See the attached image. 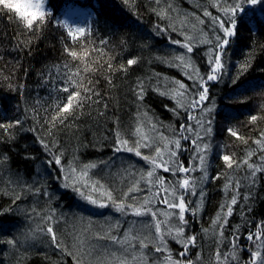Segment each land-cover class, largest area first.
I'll list each match as a JSON object with an SVG mask.
<instances>
[{
  "label": "trees",
  "instance_id": "1",
  "mask_svg": "<svg viewBox=\"0 0 264 264\" xmlns=\"http://www.w3.org/2000/svg\"><path fill=\"white\" fill-rule=\"evenodd\" d=\"M214 4L240 7L225 15ZM71 7L87 8L85 20L70 23L66 15ZM43 10L48 14L45 24L33 31L12 19L13 13L0 12V124L13 125L0 128V264H118L119 259L167 264L169 255L181 264H219L217 251H235L240 257L232 261L222 256L223 264H251L250 253L257 249L247 236L264 221V171L252 177L246 164L229 169L222 157L229 155L238 163L248 159L264 167V0H45ZM220 20L226 26L234 20L235 27L221 53L219 78L206 84L208 100L201 107L212 111L177 108L179 97L173 99L172 92L184 90L176 82L184 83L188 101L202 90L188 73L196 68L206 79L215 37H223ZM206 39L212 43H204ZM66 48L82 58L73 60ZM178 56L191 67H184ZM129 59L136 63L128 65ZM69 69L71 73L79 69L74 83L68 80ZM81 84L91 91L84 92ZM65 87L88 98L53 126L52 117L66 103ZM189 112L195 119H189ZM200 120L211 133L199 126ZM182 125H191L194 131L181 133ZM138 127L153 146L141 147L139 157L122 146L116 151L118 136L135 146ZM229 129L243 139L230 135ZM197 132L203 137L200 145H208L203 165L194 159ZM160 135L180 139L179 150L168 147L178 152L185 167L195 164L197 169L182 174L195 181L197 192L187 197L185 237H196L187 250L166 236L164 250L156 252L151 216L121 213L101 194L111 192L117 203L125 204L133 203V197L142 202L150 196V185L141 176L151 165L143 156L155 155L156 147L163 151ZM54 155L61 157L60 166ZM88 164L96 165L88 170L89 183L102 186L91 193L96 204L73 190L75 180H66L69 167L79 172ZM157 174L175 179L162 169ZM65 183L70 186L65 188ZM133 185L139 190L124 196ZM158 189L157 185L153 192ZM233 196L237 205L228 222L223 229L214 226L212 221L227 212ZM149 207L160 220L165 219L164 212L174 211L163 203ZM49 225L59 246L47 233ZM130 229L132 235L148 236L149 247L140 248L139 240H132L131 246L116 242ZM185 251L187 255H181ZM259 251L264 256V247Z\"/></svg>",
  "mask_w": 264,
  "mask_h": 264
},
{
  "label": "snow or ice",
  "instance_id": "2",
  "mask_svg": "<svg viewBox=\"0 0 264 264\" xmlns=\"http://www.w3.org/2000/svg\"><path fill=\"white\" fill-rule=\"evenodd\" d=\"M252 3H256V0H251ZM44 3L45 0H0V12H3L7 10V12H11L14 14L12 19H18L19 22L23 24V26L29 30L33 31L34 29L38 30L40 29L44 24L46 20V16L48 15L43 9H44ZM214 7H218L223 11L225 15H229L234 13L240 6L236 5L235 7H223L219 4H214ZM205 16L210 15L209 12L205 11ZM217 20L220 18L217 17ZM234 27H235V21L232 20L230 26H226L225 22L220 20L219 22V28L223 32V37L216 36V44H215V54L209 55L208 63H209V69L205 77H201L199 70L196 68H192V71L188 73L189 79H194L198 84L199 88L202 89L201 91H198L195 95L198 98H194L191 101L187 100V97L185 93H187V88L185 87L184 83L182 82H176L178 84V89H182L184 91H178L173 90L172 92V98L177 99L176 107L182 108L186 107L188 109H196L200 108L201 111H212L210 108H203L201 107L204 105L205 101L208 100V87L206 86L207 82L209 81H216L219 78V73L221 72L223 68V64L221 62V53L225 47L229 43L228 37H232L234 35ZM78 32H83L82 29H78ZM69 36H72V38L75 40L76 37L73 36V33L69 31ZM204 43L211 44V40H205ZM185 48H187L188 52L192 51V48L185 44L183 45ZM210 53L212 50H209ZM65 52L73 58V60H76L78 58V54L76 51L71 50L69 48L65 49ZM84 56H87V52L83 54ZM177 60H180L184 67L188 68L191 67V65L188 62H185V58L183 56L176 57ZM136 63L135 59H129L127 61L128 65H133ZM65 67H68V65H65ZM111 67V65H109ZM244 68L245 66H241ZM91 69L85 68L84 71H89ZM71 73V69H69ZM79 75V69L75 73H71L68 76V80L70 82H75L73 80V77ZM80 87L83 89L84 92H90L91 89L87 88L84 85H80ZM62 91L65 93H68L66 97V103H64L56 112V114L52 117L51 123L53 126H55L56 122H63L66 115H70L71 111L75 107L82 106L83 100L87 99L88 97H85L81 94L80 91H72L70 92L67 87L63 88ZM165 93H161V95H164ZM189 119H195V117L191 116L190 112L188 113ZM257 117L253 116L251 117L252 121H255ZM17 124L19 121L16 122ZM199 126L201 128H204V123L202 120L197 121ZM209 121V125H210ZM13 125H2L0 124V128H7L12 127ZM155 128V125H153V129ZM194 129L191 125H182L179 129V132H193ZM204 131L206 134L211 133V127L204 128ZM230 135L237 137L238 139H243V137H240L239 134L236 131H233L232 129L228 130ZM137 135L140 136V139L135 141L134 147H129V141L121 139L119 136L118 139V147L116 148V151L121 150V146L124 150L128 152H134L136 156H141L140 148L141 147H147L151 148L153 145L146 143L145 141L149 140L150 137H147L143 134V130L141 128L136 129ZM162 141H165L164 149L161 150L160 147L155 148V155L153 156H143V159L148 162L151 165V170L147 171L146 176H141L142 180H145L146 183L150 185L148 188V192L151 193L150 196L146 197L142 202L135 201V198L133 197V203H127L125 204L123 200H121L119 203L115 199H113L111 192H102L101 194L106 196L108 200H110L116 207V210L124 213V214H131L135 217H144L146 215H150L153 223V227L155 230V241H152L155 243V251L156 252H162L164 249L161 247V245L165 244V237L170 236L172 239L176 240L177 243H182L185 250L188 249L189 245H194L196 237H185V226L188 224V220L186 219V212L190 210V203L188 202V195H197L196 192V183L194 180L190 181L186 176L182 177V174H189L193 171H196V165L192 164L188 167H185L183 163H180L177 159L178 152L176 150H179L181 148V141L180 139H168L166 137H163L160 135L159 137ZM184 140H188L189 136H183L181 137ZM203 139V137L200 135L199 132L196 133V139L192 141L193 149L195 153L194 159H198L200 162V165H203L205 162V156L202 154L207 151L208 145L204 144L203 146L200 145V141ZM43 143V142H42ZM155 143V141H153ZM247 143V141H245ZM257 144H261L260 140L255 141ZM169 144L174 145L176 150H172L168 147ZM46 149L49 148V145L44 144L43 145ZM253 153L249 152L248 157L251 158ZM167 157V158H165ZM27 158V157H26ZM225 165L231 169L234 165L236 167H239L240 164H246L247 168L251 170V176L255 177L257 172L264 171V167L259 165H254L253 163H249L248 159L242 160L239 163L232 159L229 155H224L222 157ZM53 161L55 165L60 166L61 165V157L54 155ZM95 164H88L85 165L82 169L78 170L76 168L69 167L71 176L66 177V180H75V184L72 185L73 190L76 192H79V194L87 200L91 204H96L97 201L92 198L91 193L97 191L99 188H102V186H99L97 183H89L87 177H88V170L91 168H95ZM157 169H162L164 173H169L171 177H175V179H169L162 175L157 174ZM218 178V177H217ZM159 186V189L156 192H153V188L156 186ZM167 185V187H165ZM65 188L69 187V183H65L63 185ZM82 186V187H81ZM227 188L228 185H225ZM237 187H239V182H237ZM138 187L136 185H133L128 189V192L124 193V196H128L129 193L138 191ZM201 196L203 195V192L201 191L199 193ZM248 197H244V199H247ZM153 203H163L166 208L172 209L174 211L164 212L163 216L165 217L164 220L158 219V213L154 211L149 205ZM237 205V198L236 196H233L231 198V202L226 205L227 212L218 214L216 219L212 221V224L214 226H218L219 228L223 229L224 225L228 222L227 218L232 215L233 213V206ZM100 207H104L103 204L100 205ZM225 205H221V208L223 209ZM126 209L128 212H126ZM178 210V211H176ZM221 218H223V222L221 223ZM47 220L51 221L52 217H46ZM174 220H178V223H174ZM166 229V231H165ZM132 229L129 230V232L125 233V236L123 240H117V243L120 244H128L131 246L132 240H139V247L140 248H147L149 247V244L145 241L149 240L150 238L148 236L140 237L139 235H132ZM207 231V229H205ZM47 233L51 236V240L53 243L57 244L59 246V242L57 239V235L55 233L54 228L49 225L47 227ZM221 236H223V232L220 233ZM112 239L116 240L115 237ZM247 239L252 242V245L255 249L251 251V264H257V258L260 257L259 264H264V256H262L261 249L264 247V221H261L260 225L257 226L255 233H249L247 236ZM8 243H13V241H8ZM233 248L235 249V243L233 244ZM181 255L186 256L187 252L181 253ZM223 256L224 260H228L229 258L232 261H238L240 257L237 256L235 251L232 253H221L220 251H217L216 253V260L219 262V264H223V261L221 260V257ZM136 257H133V260H135ZM199 259V257H197ZM165 260L167 264H181L180 261H173L172 257L169 255L165 257ZM118 264H131L130 261L127 259H119ZM188 264H191V261H188Z\"/></svg>",
  "mask_w": 264,
  "mask_h": 264
},
{
  "label": "rangeland",
  "instance_id": "3",
  "mask_svg": "<svg viewBox=\"0 0 264 264\" xmlns=\"http://www.w3.org/2000/svg\"><path fill=\"white\" fill-rule=\"evenodd\" d=\"M87 12V8H70L66 18L70 23L78 24L85 20Z\"/></svg>",
  "mask_w": 264,
  "mask_h": 264
}]
</instances>
